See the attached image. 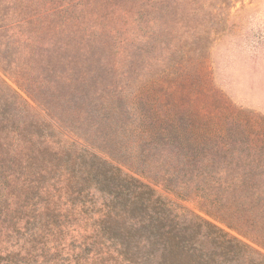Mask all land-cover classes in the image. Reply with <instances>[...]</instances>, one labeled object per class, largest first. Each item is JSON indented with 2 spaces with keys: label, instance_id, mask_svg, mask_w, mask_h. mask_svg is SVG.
<instances>
[{
  "label": "rangeland",
  "instance_id": "374dc122",
  "mask_svg": "<svg viewBox=\"0 0 264 264\" xmlns=\"http://www.w3.org/2000/svg\"><path fill=\"white\" fill-rule=\"evenodd\" d=\"M247 103L264 107V0H0V213L50 196L43 143L72 142L264 254V114Z\"/></svg>",
  "mask_w": 264,
  "mask_h": 264
},
{
  "label": "trees",
  "instance_id": "16d2710c",
  "mask_svg": "<svg viewBox=\"0 0 264 264\" xmlns=\"http://www.w3.org/2000/svg\"><path fill=\"white\" fill-rule=\"evenodd\" d=\"M54 11L33 14L27 24H47ZM43 146V161L56 170L52 193L3 208L0 246L12 237L23 241L24 261L0 251V264H264L261 252L157 196L139 179L143 171L127 174L72 142ZM151 175L154 184L182 195L171 175ZM30 204L33 215L22 226L17 212Z\"/></svg>",
  "mask_w": 264,
  "mask_h": 264
},
{
  "label": "crops",
  "instance_id": "0c3cea01",
  "mask_svg": "<svg viewBox=\"0 0 264 264\" xmlns=\"http://www.w3.org/2000/svg\"><path fill=\"white\" fill-rule=\"evenodd\" d=\"M231 97H234V96L232 95ZM247 106L257 110L258 112H260L262 114H264V107H262V106L251 105L249 103H247Z\"/></svg>",
  "mask_w": 264,
  "mask_h": 264
}]
</instances>
